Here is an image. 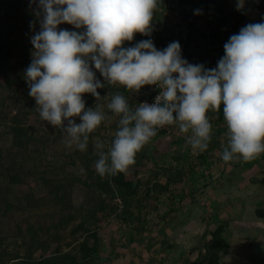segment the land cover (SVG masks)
I'll list each match as a JSON object with an SVG mask.
<instances>
[{"label":"rangeland","instance_id":"1","mask_svg":"<svg viewBox=\"0 0 264 264\" xmlns=\"http://www.w3.org/2000/svg\"><path fill=\"white\" fill-rule=\"evenodd\" d=\"M246 3L243 0L241 8ZM237 4L238 0H168L159 13L168 33L164 38L157 37L162 28L158 20H153L152 41L158 50L179 42L182 58L213 69L224 56V44L230 36L245 27L230 10ZM222 5L226 6V16L221 18V25H226V20L234 24L229 38L218 25L215 28L213 13ZM33 8L30 0H22L19 10L14 9L12 15H0L1 31L13 42L10 74H0V152L5 165L0 167V253L4 249L5 260L21 264L29 254L39 257L53 251L73 250L80 242H86L98 249L87 264H189L205 251L212 230L227 221L223 235L230 246L219 264H264V185L259 182L264 174V154L251 165L243 160L225 163L220 154L227 144L226 124L216 121L211 110L207 115L213 130L206 151H193L185 134L176 126H166L162 128L164 135L153 140L141 161L130 169V175L140 179L141 187L138 198L127 201L131 210L128 221L115 212L108 215L97 208L95 217L90 218L94 219L90 224L92 232L76 227L97 207L101 189H90L84 181L90 182L97 174L95 142H104L107 151L118 130L119 117L106 108L118 86L97 90L101 97L105 96L99 103L112 119L102 122L90 134L87 150L67 149L62 132L40 118L25 79V70L32 60L34 30L30 22L36 20ZM252 17L249 23L264 22L262 12ZM59 28L74 29L66 23ZM35 31H39V23ZM96 78L104 83L99 72ZM153 87L146 85L138 94L130 91L126 97L130 108L135 109ZM83 99L86 109L97 103L91 94H84ZM17 112L23 116L22 123L31 135L26 147L15 145L9 133L12 116ZM76 122H80L78 118ZM86 154L92 160L87 166ZM7 172L20 173L22 180L9 183ZM168 177L173 180L167 182ZM166 182L167 187L160 186ZM53 187L54 192L50 189ZM149 188L152 192L147 196ZM61 191L69 193L73 208L63 209L57 198ZM155 193L158 201L153 197ZM101 194L105 196L104 192ZM172 194L177 197L172 198ZM117 200L119 204L114 208L120 210L123 200ZM137 214L143 219L142 232L136 229ZM193 217L197 218L193 222L194 234L187 236L186 222ZM15 254L18 257L8 259Z\"/></svg>","mask_w":264,"mask_h":264},{"label":"clouds","instance_id":"2","mask_svg":"<svg viewBox=\"0 0 264 264\" xmlns=\"http://www.w3.org/2000/svg\"><path fill=\"white\" fill-rule=\"evenodd\" d=\"M159 4L160 0H30L36 20L30 22L33 51L25 79L40 118L62 132L67 149L84 152L90 134L112 119L99 103L105 96L98 89L122 86L138 94L146 85L156 86L159 94L152 104L142 102L132 109L119 92L106 104L119 120L107 151L104 142H95L99 176L127 173L137 154L166 126L185 134L193 151H206L213 130L207 114L219 112L221 106L227 128L221 159H257L264 154V22L249 23L230 36L217 66L206 69L182 58L176 41L163 50L151 39L124 47L137 33L151 36ZM242 6L243 0H238L237 8ZM65 23L79 31L60 29ZM84 94L96 99L94 108L86 109Z\"/></svg>","mask_w":264,"mask_h":264},{"label":"trees","instance_id":"3","mask_svg":"<svg viewBox=\"0 0 264 264\" xmlns=\"http://www.w3.org/2000/svg\"><path fill=\"white\" fill-rule=\"evenodd\" d=\"M22 0H0V15H12L13 10H19L21 6ZM168 0H160L159 9L154 13L153 20H158L159 24L162 28V31L158 32L156 34L159 38H164L165 35H167L168 31L165 29V26L163 25L161 21V17L159 15L160 11L165 7ZM223 8V7H221ZM253 8H259L261 10H264V0H250L248 4H246L243 8L240 10H236V13H241V15L238 14V22H241L243 19L246 18V16L249 14L251 9ZM2 24H0V74L9 75L11 71V63H10V53L12 50L13 42L9 38L5 32H2ZM79 31L76 29L70 30V31ZM226 29H220V31H224ZM236 34V33H235ZM154 33L152 32L151 36H143L139 33L135 34L133 41L131 42H125L124 47H131L134 46L136 43H138L141 40H147L153 38ZM226 36H230L229 33H226ZM229 38V37H228ZM191 55V54H189ZM111 88L113 86H110ZM115 90L121 94H123L126 97L129 96L130 91L126 90L122 86H118L115 88ZM114 92V91H113ZM153 90L151 91V93ZM115 93V92H114ZM151 93L149 95H151ZM23 116L20 112H17L15 115L12 116L11 120V126L9 127V133L13 135V143L15 145L24 146L26 147L31 140V135H28L26 132V129L24 127V124L22 123ZM215 119L219 123H225L223 118V111L222 106L219 112H215ZM226 124V123H225ZM164 131L162 129H159L157 132V136L152 139L155 140L156 138H159L161 135H164ZM152 141L145 145V147L142 149L141 152H139L136 156V162L141 161V157L145 155V150L148 149L152 143ZM2 153L0 152V167L4 168V158ZM203 160L205 161V157L203 154L200 155ZM92 162L91 157L89 154H86L84 163L85 165H90ZM251 162H246V165H251ZM7 168V167H6ZM11 170V167L8 168ZM8 170V171H9ZM7 178L9 183H14L15 181H21V175L18 172H7ZM157 173V172H156ZM157 176V174H155ZM173 180L172 178L168 177V181ZM167 182L165 184H161L162 187H167ZM259 182L264 185V174L259 179ZM84 184L92 189L93 186L99 187L101 189V192L105 193V196H102L101 192L98 193V203L97 207H95L89 215H87L83 220H81L77 224V228L83 229L85 232H92V229L90 228V224L94 221H91L90 218H94L97 208L105 211L108 213V215L114 214L120 217L123 221H128V214H131L130 210V204H128L127 201H132L139 195L140 192V185L141 181L139 178L134 179L130 175V170L127 173H120L115 176H106L101 177L98 174H96L90 182L84 181ZM56 188V187H55ZM55 188H50L51 191H55ZM94 192V191H93ZM152 192V189L149 188L147 192V196L150 195ZM177 194H172L173 197H177ZM155 197V201L157 198L158 201V194L155 193L153 196ZM30 198V197H29ZM29 198L26 200V202L29 201ZM57 198L62 201L63 203V209L69 210V208H73L74 205L70 200L69 193L67 191H61L60 194L57 195ZM118 198H121L123 200V205L120 210H115L114 205L119 204L117 201ZM31 199V198H30ZM129 199V200H128ZM115 201V202H114ZM67 208V209H66ZM138 215L139 223L136 226V229L140 232L144 231V223L143 219L141 218L140 214ZM227 221L220 222L211 232V240L209 243L205 244V251L200 252L199 256L193 260L190 261L189 264H219L221 263L222 254L229 248V243L224 238L223 232L227 227ZM30 231H32V228H29ZM98 251L96 246H88L86 242H80L77 246V248L73 250H64V251H53L48 254H43L39 257H33L31 254L27 256V258H24L21 264H87L88 261L93 257V255ZM4 249L0 253V264H9L7 260H5L4 256ZM18 257V254H15L12 257H8L9 260L12 258Z\"/></svg>","mask_w":264,"mask_h":264},{"label":"crops","instance_id":"4","mask_svg":"<svg viewBox=\"0 0 264 264\" xmlns=\"http://www.w3.org/2000/svg\"><path fill=\"white\" fill-rule=\"evenodd\" d=\"M250 0H246V4H248V2H249ZM246 4H244V6L246 5ZM217 6V5H216ZM221 7H223V8H221ZM225 5H222V6H220V7H218V12H214L213 14H214V21H215V28L217 27V25H218V27H219V29H226V30H224L222 33H229V31L230 30H232V29H234V24H232L231 23V21H227L226 20V25H221V18H224L226 15V11H225ZM234 7H236V6H234ZM233 7V8H234ZM236 9L237 10H240V9H238L237 7H236ZM230 10H232V13L234 14V17H235V14H237L238 15V13H236V10H235V8L234 9H230ZM231 12V11H230ZM253 12V13H252ZM260 12H262V13H264V10H261V9H259V8H253V9H251V11L249 12V14L246 16V18L245 19H243L242 21H241V23H242V25L244 24L245 26L247 25V24H249V21L251 20V18H254V17H252V16H255L256 15V13H260ZM229 13V12H228ZM214 26V25H213ZM229 26H231V28H229ZM217 27V28H218ZM179 145H181V143L179 144ZM189 215V214H188ZM195 221H197V218H189V220L186 222V228H187V231L185 232V234H187V236H191V235H193L194 234V231H193V229H194V224H193V222H195ZM197 223H195V225H196ZM186 236V237H187Z\"/></svg>","mask_w":264,"mask_h":264},{"label":"built area","instance_id":"5","mask_svg":"<svg viewBox=\"0 0 264 264\" xmlns=\"http://www.w3.org/2000/svg\"><path fill=\"white\" fill-rule=\"evenodd\" d=\"M158 94H159V89H158L156 86H154V87H153V92L151 93V95H149V96L143 98V99L141 100V103H142V102H147V103H149V104L154 103V101H155V97H156V95H158Z\"/></svg>","mask_w":264,"mask_h":264}]
</instances>
